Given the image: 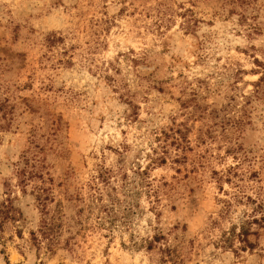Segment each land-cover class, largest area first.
<instances>
[{
  "label": "rangeland",
  "instance_id": "374dc122",
  "mask_svg": "<svg viewBox=\"0 0 264 264\" xmlns=\"http://www.w3.org/2000/svg\"><path fill=\"white\" fill-rule=\"evenodd\" d=\"M263 74L264 0H0V264H264Z\"/></svg>",
  "mask_w": 264,
  "mask_h": 264
},
{
  "label": "trees",
  "instance_id": "16d2710c",
  "mask_svg": "<svg viewBox=\"0 0 264 264\" xmlns=\"http://www.w3.org/2000/svg\"><path fill=\"white\" fill-rule=\"evenodd\" d=\"M264 82V74L263 77L260 79L259 83L256 84V91L254 92L255 97H257L260 94L261 85ZM181 134V136H184L182 131L178 132ZM158 151L155 149L154 154H156ZM165 155V153H163ZM163 155V156H164ZM150 157V162L148 164V167L146 169L138 168L136 171H134V174L136 176L129 178V176L124 173L121 177V179L124 181L122 185L123 194L130 199V201H127V205L125 206L126 214L129 215L130 213H133L136 198L140 195V186L145 184V181L141 178L148 174V169L155 166V165H162L166 163V158L163 156H160L158 158L153 157L152 155H148ZM115 174V171L112 168H107L104 170H100L98 172V178L102 182V187H99L94 194L90 196V205L87 207V213L89 217L93 216V214H96L97 218L101 219L98 224H102L103 219H112L115 217L114 208L116 205H119L121 202L113 196L112 192L117 191V188L112 183L113 175ZM105 192V194H104ZM105 197L108 198V201H105ZM43 206V213L46 215L45 221H44V227L41 232L40 237H35V244H46L47 250L50 252H53V245L55 242H57V231L60 227V224H58V216L55 215V213L50 214V209L46 206V203L41 202ZM86 228V226H85ZM249 235L248 229H246L245 225H243L239 239L241 241H244L246 237ZM161 239L158 237H155L154 242L148 241V248L152 249L155 242H159Z\"/></svg>",
  "mask_w": 264,
  "mask_h": 264
}]
</instances>
